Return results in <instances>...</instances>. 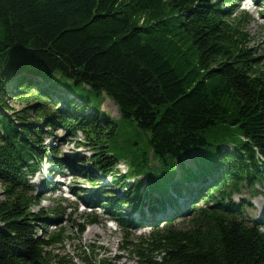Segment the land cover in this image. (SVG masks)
Listing matches in <instances>:
<instances>
[{"label":"trees","instance_id":"16d2710c","mask_svg":"<svg viewBox=\"0 0 264 264\" xmlns=\"http://www.w3.org/2000/svg\"><path fill=\"white\" fill-rule=\"evenodd\" d=\"M237 4L0 0V264H49L62 240L49 209H33L30 177L44 161H80L88 180L107 179L83 201L125 231L150 227L126 241L139 264H264V217L245 209L264 183V60L246 45L250 16ZM77 85L108 96L146 133L144 146L115 152L117 122ZM44 124L80 132L91 154L57 157Z\"/></svg>","mask_w":264,"mask_h":264},{"label":"rangeland","instance_id":"374dc122","mask_svg":"<svg viewBox=\"0 0 264 264\" xmlns=\"http://www.w3.org/2000/svg\"><path fill=\"white\" fill-rule=\"evenodd\" d=\"M235 1L238 3L236 9L244 10L250 16L248 24L244 28L250 36L246 45L255 48L256 54H259L260 59L264 60V0ZM64 83L70 84L71 81L64 80ZM76 90L82 92L83 96L90 98L93 105L99 104L100 108L117 122L116 135L110 139L111 148L115 152L128 157L127 149L144 146L146 133L138 128L133 120L118 118L117 106L108 96L96 94L81 85H77ZM28 100L33 101V99ZM27 101L24 98H9L8 100L12 106L17 108L26 104ZM43 128H46L45 131H49L44 132L43 142L55 145L56 152H58L57 157H64V155L74 157L76 154L88 156L91 154L87 145L82 142L77 144L81 139L82 134L80 132L77 135L69 134L59 125L51 127L44 124ZM135 140L137 142L134 143ZM194 152L192 150L186 156H182L186 163L192 161ZM123 162L126 165V162ZM86 164L88 163H84V166ZM81 166L82 163L77 161L74 164V170L66 166L62 169H52L53 166L44 161L40 170L30 177L34 186L33 193H38L41 197L39 205H33V209L39 208L40 205L44 209L48 208L49 211L47 210L46 213L53 214L52 216L55 217V223L48 225V229L60 232L62 237L61 241H56L55 245L49 248L52 258L49 264H83L84 255L90 256L91 264H100L102 258H106L115 264H139L135 246L126 243V241L138 240L140 235L149 232L150 227H129L125 231L119 222L110 217V213H106L107 209L103 206H87L83 201L87 198L86 195H89L98 185L103 187L110 185H105L107 179L100 181L98 185H96V181L88 180L86 174L80 172ZM139 177L144 178L142 175ZM258 188L259 193L245 205L247 216L255 219L264 217V183ZM248 194L249 192L243 189L240 193H234L232 198L241 201ZM2 196V183L0 181V197ZM55 208L58 210L57 215L52 212ZM87 214L96 215L97 221L88 223L84 218ZM181 222V219H177L173 224L180 225ZM186 222L187 220L184 219L183 223L187 224ZM37 231L40 235L44 234L41 228H38ZM125 232L126 235H124Z\"/></svg>","mask_w":264,"mask_h":264}]
</instances>
